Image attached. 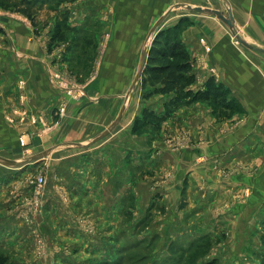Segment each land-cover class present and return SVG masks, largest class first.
I'll list each match as a JSON object with an SVG mask.
<instances>
[{
    "label": "crops",
    "instance_id": "1",
    "mask_svg": "<svg viewBox=\"0 0 264 264\" xmlns=\"http://www.w3.org/2000/svg\"><path fill=\"white\" fill-rule=\"evenodd\" d=\"M107 1H80L77 8L70 9L73 16L76 14L80 17L75 24H71L75 20L73 17L69 26L74 30L79 28L81 17L92 12H95L92 17L97 22V17L104 13L98 12L96 6ZM138 2L132 0L125 8L119 4L113 23L110 19L107 24L110 33L112 31L110 46L117 44L119 47L132 48L137 44L139 26L146 23V29H149L151 11H146L150 6L163 7L164 13L178 4L212 8L224 13L223 3L220 6L218 0H144L142 5L145 7ZM228 4L234 18L233 30L214 16L199 12L180 13L171 19L175 24L178 19L189 17L190 25L183 32L182 39L189 52L194 74L195 82L190 85V90H203L209 79L221 84L243 110V113L223 121L228 126L240 125L222 135L218 130L219 121L210 115L203 103L197 102L180 109L173 118L175 129L185 131L195 139L203 137L205 142L200 146V154L206 155L208 159L201 165H195V154L191 151L175 157L164 152L159 154L158 167L164 170L169 165V169L173 168L174 177L172 186L169 189L162 188V192H158L155 197L161 208L165 207L169 212L165 211L161 219L163 227L160 233L164 235L165 229L174 223L175 216L180 212L194 215L192 209L183 212L187 207L192 208L198 203V208H201L202 203H208L214 214L216 205L211 201L217 198L232 201L237 194L236 203L233 202L224 211L220 221L225 227L230 225L229 238L236 239V244L245 253L251 243L257 244L259 232L254 233L256 228L253 225L264 220L258 219L264 218V0H228ZM260 7L262 11H259ZM123 25L126 28L132 25L128 28L136 29L135 33L131 31L130 36L122 38ZM0 28L4 31L0 34V158L10 161L23 158L31 160V163L37 162L39 156L47 153L48 185L45 199L49 200L52 208L61 205L58 194L70 193L73 189L77 193L78 203L81 201L84 207L91 210L100 209L101 200L106 197L104 186L119 202H122L124 191L125 204L132 205L135 200L134 163L135 157L140 155L136 151L137 138L129 132L131 121L126 116L107 138L101 137L102 131L113 121L111 117L117 112L116 102L122 92L117 91L114 85L110 87L108 77L100 75L97 79L82 83L86 94L83 101H69L57 89L55 80L62 72H72L76 75L72 77L84 80V71H80L82 62L79 61L82 41H75L77 46L67 52L68 58L66 52L61 58L54 43L52 48L49 47L48 31L34 27L21 15L0 12ZM236 36L256 50L239 47L234 42ZM121 40L125 42L121 43ZM129 59V63H132V58ZM63 99L67 100L66 111L55 123L52 112ZM106 107L108 110L104 109ZM103 111H108L109 119L99 117ZM20 138L24 140V146L20 144ZM27 152L29 158L25 156ZM237 164L251 166L256 171L251 174L237 173L230 179L219 176V168L231 169ZM19 168L18 164L8 167L0 164V216L6 217L7 202L5 187L1 185L9 178H13L14 183V174ZM246 189L250 194L245 196ZM213 222L209 218V223ZM209 234H213V231ZM61 236L65 237L64 234ZM81 244L72 253H68V249L63 253L69 256L67 260H72L74 255L79 258L77 264H90L96 255L87 247V239ZM83 256L86 259L80 261Z\"/></svg>",
    "mask_w": 264,
    "mask_h": 264
},
{
    "label": "rangeland",
    "instance_id": "2",
    "mask_svg": "<svg viewBox=\"0 0 264 264\" xmlns=\"http://www.w3.org/2000/svg\"><path fill=\"white\" fill-rule=\"evenodd\" d=\"M20 1L0 0V12L21 15L34 27L48 31L47 41L54 42V45L57 46V53H61L58 55L59 57L66 52L65 55L68 58L67 52L77 46L75 41H82V54L79 61L82 62L80 71L82 73L84 71V80L75 79V74L72 72L68 74L67 72L70 78L76 83L82 84L104 75L108 77L111 83L110 87L114 85V88H118L117 91L122 92L119 93V101L116 102L117 112L115 111L111 117L113 121L102 131L101 137L102 139L107 138L127 116V119L131 121L129 132L137 138L138 147L136 151L140 156L135 157L134 163L133 192L135 200L133 204H125L124 191L121 197L122 202H119L113 193H109L107 186H104L106 197L101 200L100 209L92 208L95 210L84 207L81 201L78 203L77 193L73 189L70 193L58 194V199L61 200L59 201L60 207H51L49 200L45 199L48 185L45 160L47 154L39 156L37 162L32 161L31 163V160L26 158V160L22 158L19 161L8 160L18 164L20 168L17 174H14L16 176L14 183L13 178H7V184L1 185L5 187L7 202L5 203L6 217L0 216V264H77L79 259L77 256L71 254L73 255L72 260H67L69 256L63 252L68 249V253H72L74 249L77 250L82 245L81 243L85 239L89 243L87 247H90L96 255L90 264H101L102 261L115 262L119 257L122 259L118 264L159 263L163 258L166 260V264H175L173 261L170 262V250L186 247L204 235L209 236L208 240L196 242L193 249L183 254L175 252L176 258L184 264L209 261H212L213 264H264V218H258L263 221H258L256 225H253L256 228L254 233L259 232L256 238L257 244L251 243L245 253H243V248L236 244V239L229 238L230 225L228 227L227 224L225 227L224 223L220 221L223 219L224 211L231 207L234 200L237 201V194L234 195L236 199L232 201H228V198L226 201H222L220 198L211 201L216 205L214 214L211 205L209 212L208 203H202L201 208H198V203L194 204L192 208L187 207L183 212L192 209L194 215L188 216L190 214L186 215L180 212L179 215L175 216L174 223L165 229V234L160 233L163 227L161 219L166 209L165 207L161 208L155 196L158 192H162V188L169 189L172 186L174 171L173 168L169 169V165L164 170L162 167L159 168L158 155L164 152L170 157H175L185 151H191L195 154L194 164L201 165L208 159L206 155L200 154V146L204 144L205 140L201 136L195 139L185 131H177L175 122H173L174 116L180 109L188 108L197 102H188L187 99L184 102L186 101L188 104L182 105L183 103L179 104L181 100H178L177 108H174L172 102L177 97L172 93L164 95L154 93L155 86L145 82L143 71L136 84L134 86L132 84L136 79L144 50L146 49L145 68L147 56L156 35L168 27L174 26V20L171 17L180 13L195 12L185 9L182 4L173 5L172 7L175 9L170 11L149 35L151 28L165 11L163 7L150 6L146 11L147 13L149 10L151 11L149 29H146V23L140 25L139 30H137L139 37L137 44H134L132 48H124L117 44L110 46L112 31L110 33L108 22L111 19L113 23L119 4L120 7L125 8L130 5L132 0H106L107 2L100 3L96 7L99 9L98 12L101 11L104 14L97 17V22H94L95 18L92 15L95 12H92V14L81 17L80 27L75 30L69 24L73 17L75 20L71 24H75L80 16H76V14L73 16L70 9L77 8L79 2L84 0H48L45 3H38L35 7L30 8L33 12H29L32 14L31 19L20 12L28 9V6ZM143 2L144 0H139L138 3L145 7L142 5ZM218 2L220 6L223 3L224 13L227 15L225 8L228 0H218ZM116 4L118 6L115 9ZM262 7L264 11V4ZM259 11H262L261 7ZM184 17L189 19V17ZM123 18L125 19V17ZM66 25L74 31L66 32L63 30ZM130 26L132 25L128 27ZM121 27L122 38L124 39L127 38L126 35L130 36L131 31L133 34L136 31V29L126 28L125 25ZM77 30H80L79 33H75ZM237 38L238 36L236 39L234 37V42L237 41L238 44H236L239 47H244ZM239 39L242 38L239 37ZM124 42L125 40H121V43ZM128 42L132 43V40ZM262 53L264 54V52ZM127 54L128 58L126 57ZM129 57L132 58V63H129ZM189 89V85L185 86L182 94L187 93ZM85 97L86 94L81 101ZM201 103L209 109L210 115L219 121L218 130L220 134L231 132L240 125L239 123L228 126L227 122L223 121L226 119L216 117L217 113L209 104ZM107 107L104 109L108 110ZM144 110L150 112L156 120H149L145 124L141 122V125L138 126L136 122L138 119H142ZM99 117L109 119L110 115L108 111H103ZM175 131L177 132L175 133ZM145 147H147L146 150H144ZM27 155L29 158L28 152L25 156ZM147 158L148 163L146 162ZM143 165L148 167H143ZM65 171L67 174L69 173L67 169ZM255 171L251 166L237 164L231 169L219 168V176L222 179H230L232 175L237 173L251 174ZM41 175L45 178V182L41 193L36 195L32 182ZM247 194H250L248 189L245 190L244 195ZM35 201L38 202L37 207L33 206ZM115 202H117V207L114 206ZM1 211L2 209H0ZM209 218L214 220L212 224L209 223ZM142 220L145 222L143 227ZM210 231H213V234H209ZM61 234H64L68 239ZM163 236L166 238L165 240H163ZM231 247L234 249L231 250ZM116 253L118 255L120 253V255L117 257ZM84 259L86 256H83L80 261ZM75 260L76 262H74Z\"/></svg>",
    "mask_w": 264,
    "mask_h": 264
},
{
    "label": "trees",
    "instance_id": "3",
    "mask_svg": "<svg viewBox=\"0 0 264 264\" xmlns=\"http://www.w3.org/2000/svg\"><path fill=\"white\" fill-rule=\"evenodd\" d=\"M48 0H21V3H25L28 9L20 11L31 19L32 12L30 8L35 7L38 3H45ZM33 13V12H32ZM190 25L188 18H180L176 24L172 27H168L164 31L159 32L153 42V45L148 53L146 67L143 70V76L146 83L155 86L156 94H173L175 98L172 102L174 108H177L178 100H181L179 104H188V102H205L209 104L213 111H215L218 119H227L236 114L243 113L237 102L229 97L228 90L221 84H217L213 79L207 80L204 84L203 90L192 91L188 90L187 93L182 94L185 86L194 82V74L192 73L190 65V56L186 45L183 42L182 34L185 29ZM64 26V23H63ZM57 28V27H55ZM66 32L74 31L68 25L64 27ZM3 30L0 28V33ZM55 37V36H54ZM52 43L49 42V47L52 48ZM54 46V45H53ZM189 100L184 102V100ZM142 119H138L136 124H145L149 120H156L153 115L148 111L142 112ZM137 130V129H136ZM134 133V132H133ZM142 227L145 222L141 221ZM209 236L204 235L197 240L189 243L186 247H180L179 249H171L170 262L175 264H184L181 260L176 258L175 252L183 254L193 249V245L196 242L208 240ZM169 251V252H170ZM173 251V252H172ZM117 254V257L120 255ZM122 256V255H121ZM116 257V256H115ZM122 257H119L115 262L100 261L101 264H118ZM166 260L163 258L159 263L151 264H166ZM100 264V263H98ZM197 264H213L212 261Z\"/></svg>",
    "mask_w": 264,
    "mask_h": 264
},
{
    "label": "built area",
    "instance_id": "4",
    "mask_svg": "<svg viewBox=\"0 0 264 264\" xmlns=\"http://www.w3.org/2000/svg\"><path fill=\"white\" fill-rule=\"evenodd\" d=\"M236 43L238 44L237 41ZM55 86L60 92L65 95L66 99H68L69 101L71 100L75 102H80L81 99L85 96V86L83 84L76 83L72 78L68 76L66 72H62V74H60V77L55 80ZM66 99H63L60 102L59 106L55 108L52 112V116L54 120H56L55 123H57V119L63 117L65 114L67 105ZM19 141L22 146L25 145V142L22 138H20ZM44 182L45 178L42 175L35 178L32 182L36 195H39L41 193ZM33 206L37 207L38 202L35 201Z\"/></svg>",
    "mask_w": 264,
    "mask_h": 264
},
{
    "label": "water",
    "instance_id": "5",
    "mask_svg": "<svg viewBox=\"0 0 264 264\" xmlns=\"http://www.w3.org/2000/svg\"><path fill=\"white\" fill-rule=\"evenodd\" d=\"M185 7V9L189 10V11H193V12H200V13H204V14H208V15H211V16H214L216 17L217 19H219L222 23H224L226 26H228V28H230L231 30H233L234 28V23H233V17H232V13H231V8L228 4V2L226 3V12H227V15L225 16L223 12H219L217 10H211V9H208V8H201V7H195V6H191V5H183ZM177 7V6H176ZM173 9H175L174 7H170L162 16L161 18L154 24V26L152 27L151 29V33L158 27V25L164 20L165 16L170 12L172 11ZM150 33V34H151ZM239 43L241 45H243L245 48L249 49V50H256L255 48H253L252 46H250L248 43H246L245 41H243L242 39H239L237 38ZM262 51V50H260ZM264 52V51H263ZM145 60H146V49L144 50L143 52V55H142V59H141V62H140V67H139V70H138V73L136 75V79L134 80L133 82V86L136 84L137 80L140 78L141 74H142V71H143V68H144V64H145ZM122 114V112H121ZM119 120V119H118ZM44 154L46 155L47 153H43V155L41 156H44ZM0 163L1 164H4L6 166H17V164L13 163V162H10L8 160H5V159H1L0 158Z\"/></svg>",
    "mask_w": 264,
    "mask_h": 264
}]
</instances>
